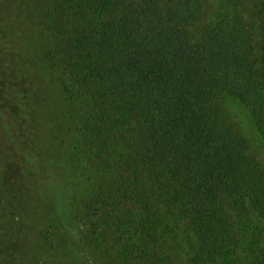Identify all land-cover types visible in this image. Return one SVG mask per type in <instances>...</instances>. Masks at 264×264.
<instances>
[{
  "label": "trees",
  "instance_id": "1",
  "mask_svg": "<svg viewBox=\"0 0 264 264\" xmlns=\"http://www.w3.org/2000/svg\"><path fill=\"white\" fill-rule=\"evenodd\" d=\"M53 1L47 29L57 55L44 58L60 62L68 94L86 93L89 138L109 156L120 141L133 151L119 163L134 184L97 192L90 212L121 224L129 213L161 222L170 211L195 238L193 264H264V152L256 151L264 142V0H256L259 58L239 0ZM225 94L250 109L257 141L225 120ZM236 211L255 220L239 228ZM131 224L122 233L139 236ZM147 246L130 243V262L175 264Z\"/></svg>",
  "mask_w": 264,
  "mask_h": 264
},
{
  "label": "rangeland",
  "instance_id": "2",
  "mask_svg": "<svg viewBox=\"0 0 264 264\" xmlns=\"http://www.w3.org/2000/svg\"><path fill=\"white\" fill-rule=\"evenodd\" d=\"M220 1L225 0L211 6ZM239 1L257 40V58L262 57L256 0ZM53 5V0H0V264H143L130 262L126 248L132 242L158 248L154 253L175 264H193L195 238L170 211L160 212L161 222L129 213L121 224L116 216L90 212L97 192L118 193L134 184L125 183L119 163L120 155L133 151L117 140L109 156L103 143L89 138L93 107L86 93L68 94L60 62L44 58L57 55L47 29ZM221 101L225 120L257 141L250 109L232 95ZM256 146L259 155L264 152L262 140ZM236 212L239 228L255 220ZM130 223L139 227V236L122 233L120 225ZM259 224L264 229V221Z\"/></svg>",
  "mask_w": 264,
  "mask_h": 264
}]
</instances>
